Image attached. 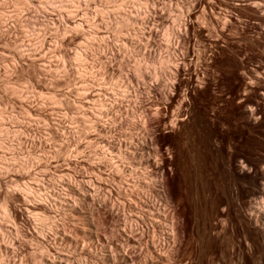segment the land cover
Listing matches in <instances>:
<instances>
[{
    "label": "rangeland",
    "instance_id": "obj_1",
    "mask_svg": "<svg viewBox=\"0 0 264 264\" xmlns=\"http://www.w3.org/2000/svg\"><path fill=\"white\" fill-rule=\"evenodd\" d=\"M15 1L0 0V264H113L116 248L264 264V0ZM126 8L150 21L121 25Z\"/></svg>",
    "mask_w": 264,
    "mask_h": 264
},
{
    "label": "bare ground",
    "instance_id": "obj_2",
    "mask_svg": "<svg viewBox=\"0 0 264 264\" xmlns=\"http://www.w3.org/2000/svg\"><path fill=\"white\" fill-rule=\"evenodd\" d=\"M20 1V0H19ZM48 1V0H47ZM64 1V0H63ZM67 1V0H66ZM79 1V0H78ZM98 1H100V0H98ZM131 1V0H130ZM141 1V0H140ZM7 2V1H6ZM15 2H17V0L15 1ZM21 2V1H20ZM20 2H18L21 6H28V4L29 3H31L32 2V0H24V3L22 4V3H20ZM23 2V1H22ZM34 2V1H33ZM80 2V1H79ZM129 2V1H128ZM145 2V1H144ZM143 2V3H144ZM199 2H200V0H195V2H193V3H195L194 5L196 6V5H199ZM18 3H16V4H18ZM97 0H88L87 1V3L86 4H84L85 5V8H84V10H89L90 9V7L92 8V6L93 5H97ZM13 4V3H12ZM18 4V5H19ZM75 4H76V2H75ZM74 4V5H75ZM78 4H80V3H78ZM83 4V3H82ZM106 4V3H105ZM4 5V4H3ZM32 5V4H31ZM41 5V4H40ZM67 5V4H66ZM65 5V6H66ZM77 5V4H76ZM20 6V7H21ZM64 5H63V8L65 7ZM139 6H141V5H139ZM0 7H1V5H0ZM25 7V8H26ZM36 7V6H35ZM77 7V6H76ZM121 7V6H120ZM147 7H148V1H146L145 2V7L143 8V11H144V15L146 14V13H148L147 12ZM193 7V6H192ZM24 8V7H23ZM32 8V7H31ZM79 8V7H78ZM48 9V8H47ZM81 9L82 8H80V10L79 9H76L75 11H77L78 12V10H79V12L81 11ZM101 9V8H100ZM26 10H28V9H26ZM25 10V11H26ZM37 10V9H36ZM35 10V11H36ZM121 9H119V11H120ZM125 10V9H124ZM124 10H122L121 12H120V14H119V12H118V20H119V23L122 25V24H124V22H127V21H132L134 24L135 23H138V22H140L141 21V23H142V25H146L150 20L148 19L149 17V15L146 17L145 16V18H143V20H140V19H138V17H140V15L137 17V15L140 13V14H142L143 13V11H142V9H134L135 10V14H134V10H132V12H133V14L131 15L130 14V12H128V10L129 9H127L126 8V10L124 11ZM20 11V10H19ZM30 11V10H29ZM32 11V10H31ZM82 11H83V9H82ZM82 11H81V14H82ZM79 12H78V14H79ZM151 12V11H150ZM29 14H30V12H28ZM35 13V12H34ZM83 13H85L84 11H83ZM102 13V12H101ZM109 13V12H108ZM26 14V13H25ZM29 14H28V16H29ZM32 14V13H31ZM66 14V13H65ZM74 14H77L76 12L74 13ZM149 14V13H148ZM2 15V14H1ZM22 15V14H21ZM41 15H43V14H41ZM48 15V14H47ZM46 15V16H47ZM86 15V14H85ZM106 15V14H105ZM147 15V14H146ZM9 16V15H8ZM19 16V15H18ZM27 16V15H26ZM45 16V15H44ZM73 16H75L76 17V15H73ZM77 16H79V15H77ZM62 17V16H61ZM84 17V16H83ZM117 17V16H116ZM5 18V17H4ZM3 18V19H4ZM12 18V17H11ZM16 18V17H15ZM19 18V17H18ZM42 18V17H41ZM45 18V17H44ZM69 17H65V16H63L62 17V22H63V24H64V20H65V23H67V22H69V23H71V24H74L75 25V23L76 22H73L72 20L70 21L69 19H68ZM74 18V17H73ZM78 18V17H77ZM76 18V19H77ZM14 19V18H13ZM5 20V19H4ZM3 20V21H4ZM34 20V19H33ZM36 20H39V16L38 15H36ZM44 20V19H43ZM149 20V21H148ZM0 21H2V20H0ZM29 21V20H28ZM89 21V20H88ZM48 22V21H47ZM78 22V21H77ZM81 22V23H80ZM80 26H82V25H84L85 24V19L84 20H81L80 19ZM131 22V23H132ZM5 23V22H4ZM44 23H46V21L44 22ZM140 23V24H141ZM7 24V23H6ZM39 24V23H38ZM30 25V24H29ZM31 25H32V22H31ZM35 25V24H34ZM67 25H69V24H67ZM73 25V26H74ZM77 25V24H76ZM127 25V24H126ZM42 26H44V25H42ZM66 26V25H65ZM77 26H79V25H77ZM143 28H142V31H141V36H143V37H145V36H148L149 38H151V36L154 34V31L151 29V28H149V29H147L146 27H144V26H142ZM29 28V27H28ZM74 28H76L75 26H74ZM146 28V29H145ZM64 29V28H63ZM23 30V29H22ZM31 30V29H30ZM36 30V29H35ZM65 30V29H64ZM77 30V29H76ZM79 30V29H78ZM57 31V30H56ZM66 31V30H65ZM139 31V30H138ZM38 32V31H37ZM68 32V31H67ZM172 32V31H171ZM84 33V32H83ZM86 33V32H85ZM89 34V33H88ZM25 35V34H24ZM42 35V34H41ZM68 35V34H67ZM23 36V35H22ZM87 36V35H86ZM31 37V36H30ZM42 37V36H41ZM40 37V40L38 41V44H39V46H40V48H39V52H43V50L45 51L46 49H45V47H46V45H47V40H46V38L45 37H42L41 38ZM6 38V37H5ZM94 38V37H93ZM27 39V38H26ZM39 39V38H38ZM63 39V38H62ZM88 39V38H87ZM25 40V39H24ZM34 40V39H33ZM37 40V39H36ZM35 40V41H36ZM131 40V39H130ZM146 40H148V38L146 39ZM29 41V40H28ZM96 41V40H95ZM149 41H151L150 39H149ZM10 42H11V40H10ZM10 42H9V44H10ZM14 42V41H13ZM87 42V41H86ZM126 43H127V41H126ZM125 43V44H126ZM151 43V42H150ZM17 44H18V41H17ZM31 44H33V43H31ZM17 46V45H16ZM35 46V45H34ZM25 47V46H24ZM27 47H28V45H26V47H25V49H27ZM20 48H21V46H20ZM28 48H30V47H28ZM62 49V48H61ZM9 50V49H8ZM23 50V49H22ZM33 50H35V49H33ZM27 51V50H26ZM31 51H32V49H31ZM53 51V50H52ZM24 53H27V52H22V51H20V52H16L15 54L16 55H14V56H17V58L19 59V60H24L25 61V58H28L29 57V55H28V57H27V55H25ZM29 53V52H28ZM33 54V53H32ZM39 54V53H38ZM37 54H36V52H35V55L33 54L31 57L33 58L32 60H30V59H28V60H30L29 61V63L31 62L32 63V66H34V67H36V65H38L39 63H36V59H35V57H37L36 56ZM40 55V54H39ZM43 55V54H42ZM7 57V56H6ZM10 57V56H9ZM42 57V56H41ZM50 57V56H49ZM69 57V56H68ZM17 58H16V60H17ZM65 59V58H64ZM77 59V58H76ZM26 61H27V59H26ZM40 61V60H39ZM39 61H37V62H39ZM65 61H67V60H65ZM41 62V61H40ZM31 63H30V65H31ZM66 63V62H65ZM94 63V62H93ZM80 64V63H79ZM1 66V65H0ZM32 66H31V68H32ZM39 66V65H38ZM37 66V67H38ZM68 66V65H67ZM37 67H36V71H37ZM6 68V67H5ZM30 68V67H29ZM92 69V68H91ZM68 70V69H67ZM46 71V70H45ZM7 72H9V71H7ZM101 72V71H100ZM46 73V72H45ZM95 73V72H94ZM99 73V72H98ZM35 74V73H34ZM55 74V73H54ZM28 75V74H27ZM104 75V74H103ZM85 76V75H84ZM123 76V75H122ZM53 77V76H52ZM94 78V77H93ZM2 81V80H1ZM32 81V80H31ZM5 82V81H4ZM93 82V81H92ZM6 84V83H5ZM33 87V86H32ZM88 87V86H87ZM15 88V87H14ZM5 89V88H4ZM9 89V88H8ZM32 89V88H31ZM119 90V89H118ZM6 91V90H5ZM16 91V90H15ZM27 91H28V89H27ZM33 91V90H32ZM12 92V91H11ZM55 93V92H54ZM19 94V93H18ZM113 94V93H112ZM123 95V94H122ZM12 96V95H11ZM20 96H22V94L20 95ZM45 96V95H44ZM43 96V97H44ZM53 96V95H52ZM51 96V97H52ZM130 96V95H129ZM54 97V96H53ZM52 97V98H53ZM119 97V96H118ZM123 97H124V95H123ZM56 99V98H55ZM21 100V99H20ZM29 100V99H28ZM53 100V99H52ZM125 100V99H124ZM50 101V100H49ZM95 101V100H94ZM97 101V100H96ZM95 101V102H96ZM102 103L103 102H100V106H104V105H106V103L104 104L103 103V105H102ZM57 104V103H56ZM110 104V103H109ZM96 105H98V104H96ZM22 106V105H21ZM80 107H82V106H80ZM108 107V106H107ZM83 108V107H82ZM26 109V108H25ZM94 109V108H93ZM105 110V112H104V114L103 115H106V117L107 116H110V110L109 109H104ZM103 110V111H104ZM28 113V112H27ZM100 114V113H99ZM13 115V114H12ZM112 116V115H111ZM119 116V115H118ZM82 117V116H81ZM97 117V116H96ZM25 118V117H24ZM31 118V117H30ZM83 118V117H82ZM98 118V117H97ZM112 119V118H111ZM40 120V119H39ZM19 121V120H18ZM120 121V120H119ZM28 122V121H27ZM146 122V121H145ZM6 123V122H5ZM90 123V122H89ZM100 123V122H99ZM19 124V123H18ZM30 124V123H29ZM91 124V123H90ZM144 124V123H143ZM2 125V124H1ZM92 125H93V123H92ZM3 126V125H2ZM89 126V125H88ZM114 127V126H113ZM28 128V127H27ZM86 128V127H85ZM98 128V127H97ZM9 129V128H8ZM6 131H7V129H5ZM27 130L28 129H25L24 131L25 132H27ZM90 130V129H89ZM14 131V130H13ZM16 131V130H15ZM23 132V131H22ZM99 133V132H98ZM17 135V134H16ZM29 135V134H28ZM22 137V136H21ZM151 139V138H150ZM6 140V139H5ZM19 141V140H18ZM14 142V141H13ZM36 144V143H35ZM16 145V144H15ZM23 145V144H22ZM12 146L10 145V148H11ZM44 150V149H43ZM59 150V149H58ZM57 150V151H58ZM129 152V151H128ZM132 153H133V151H132ZM44 154V153H43ZM121 154V153H120ZM144 154V153H143ZM140 156V155H139ZM143 156V155H142ZM120 157V156H119ZM122 157V156H121ZM16 158V157H15ZM9 159V158H8ZM101 159V158H100ZM99 159V160H100ZM106 160V159H105ZM139 161V163H140V160H138ZM1 162V161H0ZM143 162H145V161H142V163ZM10 163V162H9ZM42 163V162H41ZM136 163V162H135ZM141 163V164H142ZM146 163V162H145ZM3 164V163H2ZM15 164V163H14ZM48 165V164H47ZM14 166V165H13ZM140 166V165H139ZM23 167V166H22ZM119 169V168H118ZM143 169H144V167H143ZM146 170V169H145ZM4 171V170H3ZM135 172V171H134ZM11 174V173H10ZM14 174V173H13ZM23 174V173H22ZM9 175V174H8ZM132 175V174H131ZM124 177V176H123ZM34 180H36V178L34 179ZM40 180H41V178H40ZM72 181V180H71ZM19 182V181H18ZM37 182H40V181H37ZM42 183V182H41ZM41 183H39V184H41ZM158 183V182H157ZM35 185H36V183H34ZM41 185H43V184H41ZM41 185H38V187H36V188H38L37 190L35 189V188H32L31 186H29V185H24V188H23V190H22V192H23V194L25 195V197H31V198H33L36 194V196L38 197L39 196V194H44L42 191H44V189L42 190V189H40L41 188ZM44 188V187H43ZM20 191H21V189H19ZM42 190V191H41ZM47 190V189H46ZM45 190V191H46ZM49 190V189H48ZM71 190V189H70ZM40 191L42 192V193H40ZM47 192H49V191H47ZM48 194V193H47ZM84 194V193H83ZM87 194V193H86ZM45 195V194H44ZM44 195H42V197L41 196H39V197H41V199L44 201V198H45V196ZM48 195H50V194H48ZM48 195H47V197H48ZM44 196V197H43ZM5 197V196H4ZM3 197V198H4ZM8 197H10V196H8ZM5 198H7V197H5ZM8 199H11V198H8ZM35 199V198H34ZM39 199V198H38ZM46 199V198H45ZM80 199V198H79ZM28 200V199H27ZM4 202V204H2V211H3V213L5 214V216H7V215H9L10 216V208H9V206L10 205H8L9 203L7 202L8 200L6 199V200H3ZM10 201V200H9ZM59 201V200H58ZM30 204V203H29ZM123 204V203H122ZM106 205V204H105ZM106 208V207H105ZM159 208V207H158ZM0 210V211H1ZM29 210V209H28ZM70 210H72L71 208H70ZM259 212V211H258ZM75 213V212H74ZM154 214V213H153ZM159 214V213H158ZM161 214V213H160ZM263 218V214H262V212H260V218ZM48 218V217H47ZM74 219V218H73ZM44 220V219H43ZM45 220H47V219H45ZM157 222V221H156ZM43 224V223H42ZM97 230V229H96ZM171 236V235H170ZM57 237V236H56ZM130 238V237H129ZM62 239V238H61ZM173 240V239H172ZM175 244V243H174ZM120 245V244H119ZM119 245H117V246H119ZM155 245V244H154ZM130 246V245H129ZM114 247H116V246H114ZM109 248H110V246H109ZM135 248V247H134ZM115 249V248H114ZM122 249V248H121ZM120 248L118 249V248H116V251H114L113 249V251L115 252L114 254H112L113 256V259L111 258V260H113V264H130V261L132 260L131 259V257H129L128 256V254H126V252H123L122 250H121ZM130 249V248H129ZM83 250V249H82ZM81 250V251H82ZM6 251V250H5ZM135 251V250H134ZM149 251V250H148ZM136 252V251H135ZM138 255V254H137ZM154 258V257H153ZM61 262V261H60ZM14 263V262H13Z\"/></svg>",
    "mask_w": 264,
    "mask_h": 264
}]
</instances>
